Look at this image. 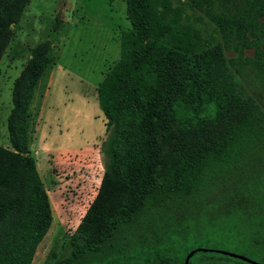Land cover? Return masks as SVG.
Wrapping results in <instances>:
<instances>
[{"label":"trees","instance_id":"obj_1","mask_svg":"<svg viewBox=\"0 0 264 264\" xmlns=\"http://www.w3.org/2000/svg\"><path fill=\"white\" fill-rule=\"evenodd\" d=\"M124 1L130 28L121 30L119 58L96 87L106 118V166L68 248L59 256L51 254L50 263L72 264L98 253L122 225L146 209H170L205 197L229 180L241 161L264 158V110L240 91L224 56L234 48L241 57L253 47L254 64L264 68V0H238L234 9V0L219 1L220 9L214 8V0H190L206 13L223 43L213 33L202 37L194 31L191 16H184L181 7L168 16L157 0ZM28 2L0 0V57L10 25ZM50 52L47 42L37 46L14 85L9 131L15 151L0 146V264L10 259L23 264L30 235L43 233L51 219L45 193L37 214L24 218L11 188L14 179L34 174L24 121L33 89L51 63ZM256 176L245 203L249 211L255 208L253 213L264 215V189L256 186ZM9 217H16V225H7Z\"/></svg>","mask_w":264,"mask_h":264},{"label":"rangeland","instance_id":"obj_2","mask_svg":"<svg viewBox=\"0 0 264 264\" xmlns=\"http://www.w3.org/2000/svg\"><path fill=\"white\" fill-rule=\"evenodd\" d=\"M214 1V8L220 9L218 2L225 0ZM157 2L168 16L181 7L184 16H191L194 31L202 37L213 33L223 43L206 13L190 0ZM237 4L234 0L230 8ZM127 28L124 0H29L10 25V39L0 57V146L15 151L9 120L16 79L37 46L47 42L51 49V63L33 89L24 121L34 174L11 183L12 198L22 206L24 218L37 214L41 193L51 213L45 231L30 235L23 264H55L49 256L68 248L70 235L97 193L106 166V118L96 87L119 58L120 32ZM262 35L264 41V27ZM233 49L224 51L227 67L240 91L264 110V68L254 64L255 48H245L241 57ZM261 49L264 61V43ZM15 128L20 134V124ZM262 164L264 158L257 156L241 161L234 175L205 197L170 209H146L134 222L122 225L100 252L72 264H183L188 252L205 247L264 264V215L253 213L255 208L249 211L245 203L251 177L257 175L256 186L264 189ZM6 220L7 225L17 223L16 217ZM190 259V264H252L219 252H196ZM6 264L22 262L10 259Z\"/></svg>","mask_w":264,"mask_h":264},{"label":"water","instance_id":"obj_3","mask_svg":"<svg viewBox=\"0 0 264 264\" xmlns=\"http://www.w3.org/2000/svg\"><path fill=\"white\" fill-rule=\"evenodd\" d=\"M196 250H212V249H208V248H197ZM196 250H191L190 252L187 253L186 257H185V260H184V263L183 264H189V259L190 257L193 255V253L196 251ZM218 252H221L223 254H227V255H230V256H233V257H237L239 259H242V260H245L249 263H252V264H261L259 262H256V261H253L251 260L250 258L248 257H245L243 255H239V254H235V253H231V252H227L225 250H217Z\"/></svg>","mask_w":264,"mask_h":264}]
</instances>
